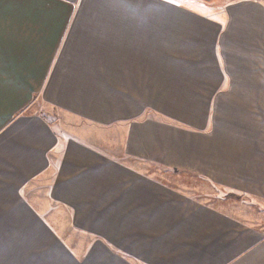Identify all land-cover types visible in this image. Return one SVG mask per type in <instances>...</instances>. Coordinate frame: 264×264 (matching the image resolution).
I'll use <instances>...</instances> for the list:
<instances>
[{
  "label": "crops",
  "instance_id": "crops-1",
  "mask_svg": "<svg viewBox=\"0 0 264 264\" xmlns=\"http://www.w3.org/2000/svg\"><path fill=\"white\" fill-rule=\"evenodd\" d=\"M205 185L264 205V0H0V264H264Z\"/></svg>",
  "mask_w": 264,
  "mask_h": 264
},
{
  "label": "rangeland",
  "instance_id": "rangeland-1",
  "mask_svg": "<svg viewBox=\"0 0 264 264\" xmlns=\"http://www.w3.org/2000/svg\"><path fill=\"white\" fill-rule=\"evenodd\" d=\"M207 186L208 185H205L203 187V190H205L203 194L207 196V194L210 195L211 193H214V196H212V201L219 204L226 202L227 204L240 206L241 208L244 209V211L247 212V214L252 215V217L256 222H259L264 226V205L262 201L258 203L250 199H246L242 197L240 198L236 194L227 195V193L224 190L216 189L213 187L215 190L213 191L211 185H210L211 187H207Z\"/></svg>",
  "mask_w": 264,
  "mask_h": 264
}]
</instances>
